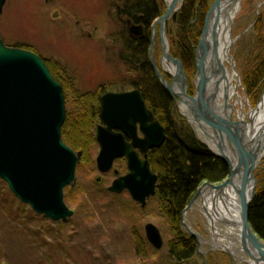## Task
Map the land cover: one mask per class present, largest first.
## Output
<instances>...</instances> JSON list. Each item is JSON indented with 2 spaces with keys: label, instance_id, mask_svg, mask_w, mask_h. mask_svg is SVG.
<instances>
[{
  "label": "rangeland",
  "instance_id": "374dc122",
  "mask_svg": "<svg viewBox=\"0 0 264 264\" xmlns=\"http://www.w3.org/2000/svg\"><path fill=\"white\" fill-rule=\"evenodd\" d=\"M160 1L164 15L167 5L165 0ZM184 2L182 0L178 12ZM50 8L51 11L58 8L55 10L62 13V20L60 18L53 23L48 15ZM175 15L167 22L166 31L172 55L181 60L174 55L176 50L170 37V27ZM258 24L261 25V32H257ZM123 26L130 35L125 17L119 16L112 0H49L47 4L45 0H8L0 20V34L8 43L37 50L46 57L53 73L64 83L63 87L54 78L63 87L66 118L71 123H78L87 114L88 102L92 97L98 99L102 94L109 93L106 91L115 90L117 87L131 88L141 80L131 71V66L124 62L126 59L120 57L123 43L118 37V31ZM159 29L160 25H157L158 34ZM144 34L143 29V34L135 37L142 38ZM150 36L152 40L153 27ZM232 37L234 44L230 53L234 61L228 65L230 68L235 66L238 72L239 91L244 101V112L247 114L260 104L264 92V79L252 89L248 85L247 75L250 62L253 65L257 62V54L262 44H258V39L264 38V0L241 1L240 12L233 24ZM159 40L158 38L155 43L153 56L161 67L163 55ZM151 43L152 41L150 49ZM150 49L148 55L151 61ZM183 67L190 76V81L195 80L196 66L193 71L186 69L184 64ZM166 79L172 80L170 76H166ZM158 81L164 87L159 78ZM166 90L174 102L175 114L193 130L180 110L177 98ZM191 93L194 94L192 85ZM100 125L102 124L99 119H96L92 130L95 138ZM193 132L196 139L203 144L201 138L197 137L194 130ZM64 143L68 145L65 141ZM203 145L230 169L220 154ZM76 153H82L81 161L77 165L76 179L64 190L65 204L74 212V216L67 221L54 222L37 214L30 205L22 203L0 178V264H183L169 258V246L175 240L176 234L174 235L169 218L161 213L159 201L154 198L156 196L151 197L145 207H141L127 194L118 195L120 193L110 191L114 181L113 172H99L96 163L99 155L97 141L92 147V163L83 161L82 151ZM229 175L230 170L221 182L210 183L220 185ZM254 177L258 191L264 180V158L260 161ZM197 201L200 208L203 201L201 198ZM188 221L202 238L205 237L204 240H210L208 233L211 232L206 229L208 222L201 214H197L196 210L190 211ZM182 222L181 214L180 229L186 236H191ZM150 223L161 233L162 248L156 249L146 240L147 257L140 258L134 252L132 239L135 235L132 234L139 232L146 239L144 228ZM196 241L198 252L199 240ZM201 246L206 264H234L232 256L226 250L215 249L210 244ZM197 256L194 264H204L203 258Z\"/></svg>",
  "mask_w": 264,
  "mask_h": 264
},
{
  "label": "water",
  "instance_id": "95a60500",
  "mask_svg": "<svg viewBox=\"0 0 264 264\" xmlns=\"http://www.w3.org/2000/svg\"><path fill=\"white\" fill-rule=\"evenodd\" d=\"M221 1L215 0L210 12ZM6 3L7 0H0V20ZM210 12L206 17L205 28ZM159 20L164 22L160 28V39L165 32L162 25L165 28L167 26L164 16L153 26L151 63L161 83L170 91L153 59ZM127 23L132 34H143L142 26H136L131 21ZM176 60L183 67L181 60ZM262 99L263 96L261 101ZM101 117L104 124L98 126L96 132V141L100 147L97 168L101 173H108L117 159L127 158L130 173L116 179L110 191L122 193L127 190L134 201L145 207L147 200L156 196L158 177L151 171L147 160L143 162L139 159L132 146L144 150L161 147L166 140L165 129L154 120L153 113L146 107L139 91L109 93L104 96ZM65 120L63 87L54 79L45 62L32 51L8 46L0 34V178L22 203L30 205L34 212L54 222L67 221L74 216V212L65 204L64 190L75 182L77 165L82 158V153H76L63 141L62 128ZM137 127L144 134V139L137 137ZM262 130L235 169L221 155L229 165V177L221 185L209 182L203 184L182 213L183 227L199 240L197 255L203 258L204 264L206 262L201 246L203 238L188 227L184 220L187 211L193 208L203 194L204 187L212 194V211L221 207V204L220 207L217 206L216 197L222 198L228 187L234 189L236 196L229 198L228 213L214 212L217 221L228 231L234 230L243 237L246 249L259 255L256 264L264 262V241L254 232L249 222L250 207L257 192L254 173L264 151L262 143L259 144L264 136V129ZM125 135L132 138V143L125 140ZM256 142L258 143L255 144ZM254 145H257L256 149ZM202 201L203 205H208L205 200ZM205 210L208 219L215 222L213 216L209 215V210ZM145 234L153 247L162 248V236L154 224L146 225ZM232 261L235 264L233 256Z\"/></svg>",
  "mask_w": 264,
  "mask_h": 264
},
{
  "label": "trees",
  "instance_id": "16d2710c",
  "mask_svg": "<svg viewBox=\"0 0 264 264\" xmlns=\"http://www.w3.org/2000/svg\"><path fill=\"white\" fill-rule=\"evenodd\" d=\"M214 1L185 0L182 9L172 19L170 37H172L173 48L176 50L174 55L179 57L185 68L190 71L195 69V45L201 35L206 14ZM112 5L116 7L120 17H125V21L142 26L145 32L144 37L132 39L123 26L118 31V37L123 46L132 51L134 56V65L130 66L132 72L141 79L134 85L142 90L148 107L163 125L167 134L164 144L151 154L150 162L153 172L158 176L156 198L159 201L160 211L169 218L174 235L176 234L175 240L169 246V258L177 263L194 264L198 249L197 241L181 231V214L190 204L199 186L204 182H221L228 176L229 169L221 159L213 156L196 139L193 130L175 114L174 102L168 91L158 81L151 64L148 55L150 31L154 22L163 15L161 1L112 0ZM261 31V25L258 24L257 32ZM259 43L262 44L257 54L256 65L250 62V70L247 71L248 85H251L252 89L264 79V38L258 39ZM46 64L53 77L64 87V83L60 82L47 62ZM98 110L97 97H92L88 102L87 114L80 119V122L71 123L66 118L62 128L64 141L75 152L82 151L83 161L88 164L93 162L92 147L96 144V138L92 130L95 120L98 119ZM11 197L15 199L13 194ZM34 215L37 216V214ZM249 222L254 232L264 241V180L251 204ZM132 235H135L132 242L136 255L140 258L147 257L145 237L139 232Z\"/></svg>",
  "mask_w": 264,
  "mask_h": 264
},
{
  "label": "bare ground",
  "instance_id": "6f19581e",
  "mask_svg": "<svg viewBox=\"0 0 264 264\" xmlns=\"http://www.w3.org/2000/svg\"><path fill=\"white\" fill-rule=\"evenodd\" d=\"M241 1L222 0L210 12L215 1L211 4L206 28L204 25L194 49L195 80L191 79L190 81V76L181 67L180 61L172 55L165 25H162L165 30L161 36L162 39H160V29V34L158 32L155 34V43L159 38L162 47L161 67L158 66L153 56L161 78L166 80V85L173 96L177 98L180 110L191 124L197 137L201 138L202 143L212 151L226 157L234 169L246 150L253 144L256 135H259L264 129V95L260 104L245 114L244 101L239 91L240 83L237 81L238 72L235 66L230 68L228 65L233 60L230 53L234 44L233 24L240 12ZM165 2L167 9L163 16L166 19L165 22H168L178 12L177 9L182 0H165ZM161 24L164 22L159 20L160 28ZM166 76H170L172 80L168 81ZM261 141L259 144L262 143L264 146V136ZM256 148L257 145H254V149ZM263 158L264 151L261 160ZM205 183L208 182L203 184ZM202 191L203 194L199 197L205 200L208 205H201L199 208L197 201L185 215L184 220L187 226L192 229L194 227L188 221L190 211L196 210L197 214L209 218L205 210L207 208L209 215L211 214L213 220L216 221L212 223L211 218L208 219L207 229L211 232L208 233L210 240L206 241L204 237L202 244H210L215 249L230 252L237 264L247 261L249 264H256L259 260L258 258L256 261V258L259 255L255 251L246 249L244 239L238 232L228 231L219 224L214 213H228L229 198L236 196L234 189L228 187L224 190L222 198L217 196L216 200L214 199L218 207L221 204V207L215 211L210 208L213 199L211 192L205 187Z\"/></svg>",
  "mask_w": 264,
  "mask_h": 264
},
{
  "label": "flooded vegetation",
  "instance_id": "af4514ba",
  "mask_svg": "<svg viewBox=\"0 0 264 264\" xmlns=\"http://www.w3.org/2000/svg\"><path fill=\"white\" fill-rule=\"evenodd\" d=\"M47 1H49V0H45V2H46V4H47ZM7 2H8V0H7ZM43 2V1H42ZM7 4V3H6ZM58 6H61L60 4L58 5ZM5 8V7H4ZM55 9H58V8H55ZM55 9H53L52 11H51V8H50V11L48 12V15H49V19L53 22V23H56V21H58V19H60L61 18V20H62V18H63V16H62V13L61 14H59V11H57V10H55ZM60 10V9H59ZM4 12V11H3ZM56 12H58V13H56ZM44 16H46V12L44 13ZM51 17H52V19H51ZM127 29H128V32L130 33V36L132 37V39H136V37H135V35L134 34H132L129 30H130V25L127 23ZM132 39H131V41H132ZM4 40V39H3ZM4 42L8 45V46H10V47H17L16 45H13V44H10V43H8V42H6L5 40H4ZM23 49H26V48H23ZM27 50H30V51H32V52H34L36 55H38L42 60H44L45 62H46V57L43 55V54H41L39 51H35L34 49L33 50H31V49H27ZM120 57L121 58H123V60L124 59H126V61H124V62H127L128 64H129V66L130 65H134V56H133V54H132V51H130L129 49H126L123 45H122V51H121V53H120ZM57 60V59H56ZM132 71V70H131ZM134 91H139L140 93H141V96H142V99H143V101L145 102V104H146V107L147 108H149L148 107V104H147V100H146V98L144 97V95H143V92H142V90L140 89V88H138L137 86H135V85H133L131 88H126V87H117L115 90H109V91H106V93H112V94H126V93H131V92H134ZM108 93V94H109ZM104 95H106V94H102L97 100L99 101V113H98V119H99V121H100V124H102L103 125V122H102V120H101V111H102V98H103V96ZM152 113H153V111L151 110V109H149ZM153 116H154V120H157L156 119V117H155V114L153 113ZM158 121V120H157ZM159 122V121H158ZM160 123V122H159ZM161 124V123H160ZM162 125V124H161ZM163 126V125H162ZM165 129V128H164ZM117 132H119V131H117ZM165 133H166V130H165ZM137 137L139 138V139H144L145 138V136H144V134L141 132V130H140V128L139 127H137ZM166 139H167V134H166ZM125 140L128 142V143H132V138L131 137H129V136H127V135H125ZM166 141V140H165ZM98 144V143H97ZM99 146V145H98ZM132 148H133V150L137 153V155H138V157H139V159L141 160V161H148L149 162V164H150V167H151V154L153 153V151H155L156 149H158V148H151V149H147V150H144V149H142V148H140V147H135V146H132ZM160 148V147H159ZM99 152H100V147H99ZM151 171L153 172V170H152V167H151ZM112 172H113V176H114V181L116 180V179H118L119 177H122V176H126L127 174H129L130 173V171H129V169H128V160H127V158H121V159H117L115 162H114V165H113V169L110 171V172H108L107 174H112ZM154 173V172H153ZM155 174V173H154ZM155 175H157V174H155ZM158 177V176H157ZM113 181V182H114ZM158 182V181H157ZM210 183V182H209ZM108 191H109V189H108ZM156 191H157V185H156ZM123 194H127L128 196H130L131 198H132V196H131V194L127 191V190H125V191H123L122 193H120V194H118V195H123ZM154 198H156V197H154ZM132 200H133V198H132ZM149 200H151V198L150 199H148L147 200V204H148V202H149ZM134 201V200H133ZM136 202V201H135ZM138 203V202H137ZM138 204H140V203H138ZM141 205V204H140ZM142 207V206H141ZM145 209V208H144ZM205 220L208 222V220H207V218H205ZM145 229V228H144ZM207 229V228H206ZM208 230V229H207Z\"/></svg>",
  "mask_w": 264,
  "mask_h": 264
}]
</instances>
